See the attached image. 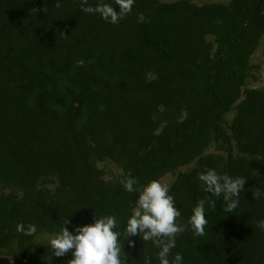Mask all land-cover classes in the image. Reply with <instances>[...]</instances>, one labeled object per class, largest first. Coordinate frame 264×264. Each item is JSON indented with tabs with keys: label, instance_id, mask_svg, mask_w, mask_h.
<instances>
[{
	"label": "trees",
	"instance_id": "obj_1",
	"mask_svg": "<svg viewBox=\"0 0 264 264\" xmlns=\"http://www.w3.org/2000/svg\"><path fill=\"white\" fill-rule=\"evenodd\" d=\"M56 2L0 0V264H68L71 250L56 257L35 236L54 238L67 219L75 235L108 215L127 264H159V249L125 240V228L139 191L167 176L187 226L172 256L264 264V195L252 196L264 190V87L244 88L264 41V0H134L117 24L83 12L80 0ZM207 169L246 178L236 209L204 190L197 177ZM129 172L133 193L121 183ZM199 200L203 235L189 223ZM21 223L36 233L17 231Z\"/></svg>",
	"mask_w": 264,
	"mask_h": 264
},
{
	"label": "clouds",
	"instance_id": "obj_2",
	"mask_svg": "<svg viewBox=\"0 0 264 264\" xmlns=\"http://www.w3.org/2000/svg\"><path fill=\"white\" fill-rule=\"evenodd\" d=\"M113 3L119 6V12L115 11L113 4L106 0H99L96 6L89 5L88 0H80V8L85 13L99 14L105 21L117 24L131 12L134 0H113ZM54 6L60 8L62 5L57 0ZM42 10L32 8L30 12L35 15ZM143 20L144 17L140 16L139 22ZM79 64L83 66L84 61H79ZM256 174L258 175L257 172ZM197 178L211 196L223 197L226 210L232 211L238 207L241 193L245 191V177L221 175L215 169H207L199 173ZM121 183L127 192L137 191L135 185L138 181L131 172L124 176ZM262 195L264 190L258 187L252 191V196L256 198ZM209 203L212 207L216 205V201L212 199ZM174 205L175 198L169 195V187L160 180H152L139 191L136 206L127 220L125 240L139 236L143 241H151L159 249V264H182L183 262L182 254L176 253L172 256L177 236L183 234L187 227L177 223L181 212ZM68 223L67 219L61 231L50 240L53 255L63 257L71 250L73 258L68 261V264H127L128 257L122 253L123 245L118 242L120 233L114 231L117 227V219L114 215L95 217L91 225L75 228L73 230L77 233L75 235L65 227ZM189 223L196 235H203L207 223L204 200L197 202ZM257 227L264 230V220L258 221ZM36 230V226L32 224L27 226L26 231L23 223L17 225V231L25 235H33ZM128 246L133 247V242L128 241ZM144 264H151V258L146 256Z\"/></svg>",
	"mask_w": 264,
	"mask_h": 264
},
{
	"label": "rangeland",
	"instance_id": "obj_3",
	"mask_svg": "<svg viewBox=\"0 0 264 264\" xmlns=\"http://www.w3.org/2000/svg\"><path fill=\"white\" fill-rule=\"evenodd\" d=\"M160 2H171L172 0H159ZM191 3L200 5L202 3H211V2H221L225 3L227 0H189ZM263 39L261 38L254 49L252 55L249 58V64L253 67L249 73V77L245 80L244 88H259L264 87V58L261 56V50L263 49ZM227 119L230 118V114L226 116ZM101 168L106 173V179L114 177L117 174V167L105 162L101 165ZM168 176L161 178V182L165 183L168 180ZM52 239L51 235H39L35 236L34 243L37 247L41 245L48 244ZM9 259H12L11 257Z\"/></svg>",
	"mask_w": 264,
	"mask_h": 264
}]
</instances>
